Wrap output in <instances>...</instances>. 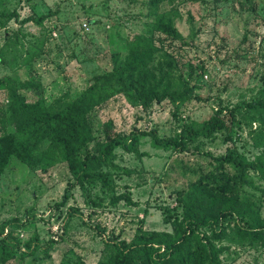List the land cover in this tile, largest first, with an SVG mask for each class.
Returning <instances> with one entry per match:
<instances>
[{
  "label": "trees",
  "instance_id": "1",
  "mask_svg": "<svg viewBox=\"0 0 264 264\" xmlns=\"http://www.w3.org/2000/svg\"><path fill=\"white\" fill-rule=\"evenodd\" d=\"M2 1L0 29L5 30V39L0 46V62L11 73L0 75V92L5 98L0 105V174L12 158L42 172L64 164L69 178L61 200L53 206L66 205L76 187L92 207L116 206L120 201L137 206L130 192L117 190L116 179L132 172L118 162L122 159L118 149L141 159L148 155L140 149L147 141L152 148L171 153L201 154L213 167L200 173L185 189L175 191L174 205L159 207L168 228L143 229L140 225L126 240L106 235L97 227L103 246L95 264H225L229 242L257 245L264 254L262 201L246 190L253 187L264 195L254 181L256 176L264 182V75L262 85L250 98L220 104L208 118L188 120L171 135L159 134L156 128L134 127L125 132L116 129L112 121L96 128L94 112L119 95L144 112L167 101L175 106L174 116L186 102L198 97L204 63H182L174 48L177 41L180 46L187 43L176 26L184 0H146L147 14L153 18L145 24V31L126 36L122 45L111 51L110 67L93 74L81 92L63 93L50 101L44 96L38 74L29 70L21 77L17 71L31 66L43 53V22L55 12L20 17L16 8L3 7ZM11 20L19 25L32 22L41 26L42 36L25 48L20 37L25 36L23 31L7 30ZM80 29L88 28L80 25ZM244 132V141L257 150L251 158L235 144ZM219 137L231 142L223 153L205 149L207 142ZM94 188L98 192L91 198ZM76 210L68 208L65 215ZM147 214L145 208L141 223ZM22 224L16 217L0 224V264H16L24 254L33 255L39 249L48 253L64 240L65 223L60 233L51 235L44 245L36 237L22 242L16 232ZM59 264L87 263L72 253Z\"/></svg>",
  "mask_w": 264,
  "mask_h": 264
},
{
  "label": "rangeland",
  "instance_id": "2",
  "mask_svg": "<svg viewBox=\"0 0 264 264\" xmlns=\"http://www.w3.org/2000/svg\"><path fill=\"white\" fill-rule=\"evenodd\" d=\"M2 6L16 8L20 17L32 12H55L44 20L45 31L32 22L19 25L11 20L7 26V30L23 31L25 36L20 37L25 48L44 31L43 53L31 66H23L17 72L21 77L29 70L38 74L47 101L63 93L81 92L93 74L110 67L111 51L121 46L126 36L144 32L145 24L153 18L147 14L146 0H3ZM180 10L176 26L187 43L180 46L177 41L174 48L178 49L182 63H204L205 73L196 91L198 97L186 102L174 116L175 106L167 101L144 112L119 95L94 112L96 128L112 121L116 129L125 132L134 127L156 128L159 134L171 135L188 120L208 118L220 104L241 102L256 94L264 75V0H184ZM83 22L87 23L85 31L80 29ZM4 39L5 30L0 29V46ZM183 69L187 71L186 66ZM4 73L11 71L0 62V75ZM4 99L0 92V105ZM244 137L245 132L235 144L251 158L257 150ZM230 144L219 137L204 147L220 154ZM140 149L148 152L141 159L117 150L122 157L120 165L132 170L116 179L117 190L130 192L137 206L120 201L116 206L92 207L76 187L66 205L57 208L53 205L61 200L69 178L64 164L42 172L30 170L12 158L0 174V224L16 217L23 222L16 229L20 240L36 237L43 245L66 224L64 240L54 244L48 253L39 249L33 255L24 254L21 262L14 263L59 264L64 256L74 253L87 264H95L103 246L97 227L104 229L106 235H119L126 240L131 239L140 225L143 229L168 228L162 222L159 207L174 205L175 191L185 189L213 166L207 156L171 153L152 148L147 141ZM254 181L264 190L262 180L255 176ZM246 190L262 201L264 216V195L253 187ZM97 192V188L92 189L90 197L95 198ZM68 208L77 210L65 215ZM145 208L148 214L141 223ZM228 244L231 248L224 254L225 264H264L259 246Z\"/></svg>",
  "mask_w": 264,
  "mask_h": 264
},
{
  "label": "built area",
  "instance_id": "3",
  "mask_svg": "<svg viewBox=\"0 0 264 264\" xmlns=\"http://www.w3.org/2000/svg\"><path fill=\"white\" fill-rule=\"evenodd\" d=\"M82 27L86 28L87 27V23L86 22H83L82 23Z\"/></svg>",
  "mask_w": 264,
  "mask_h": 264
}]
</instances>
